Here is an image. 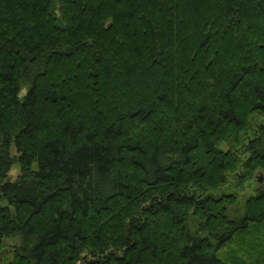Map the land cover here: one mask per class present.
<instances>
[{"label": "trees", "instance_id": "16d2710c", "mask_svg": "<svg viewBox=\"0 0 264 264\" xmlns=\"http://www.w3.org/2000/svg\"><path fill=\"white\" fill-rule=\"evenodd\" d=\"M0 264H264V0H0Z\"/></svg>", "mask_w": 264, "mask_h": 264}, {"label": "rangeland", "instance_id": "374dc122", "mask_svg": "<svg viewBox=\"0 0 264 264\" xmlns=\"http://www.w3.org/2000/svg\"><path fill=\"white\" fill-rule=\"evenodd\" d=\"M13 151H14V149H13ZM18 172H19V171H18V166H17L16 164L13 165L12 168L10 169V171H9V177H10L12 180H14V179L16 178ZM258 176H259V178L261 179V181H258V183L260 184V183H262V181H263V180H262V175H261V173L258 172ZM253 186H254V183H253L252 187H247L244 191H242V193H244L245 195H248V194L253 193ZM227 188L230 189V185H228ZM242 193L240 192V195H241Z\"/></svg>", "mask_w": 264, "mask_h": 264}, {"label": "water", "instance_id": "95a60500", "mask_svg": "<svg viewBox=\"0 0 264 264\" xmlns=\"http://www.w3.org/2000/svg\"><path fill=\"white\" fill-rule=\"evenodd\" d=\"M256 180H257V181H261V179H260L259 176H258V173L256 174Z\"/></svg>", "mask_w": 264, "mask_h": 264}]
</instances>
